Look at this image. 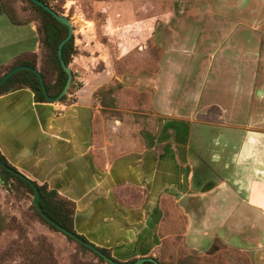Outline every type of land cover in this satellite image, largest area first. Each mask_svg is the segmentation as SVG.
I'll return each mask as SVG.
<instances>
[{
    "label": "crops",
    "instance_id": "obj_1",
    "mask_svg": "<svg viewBox=\"0 0 264 264\" xmlns=\"http://www.w3.org/2000/svg\"><path fill=\"white\" fill-rule=\"evenodd\" d=\"M248 15L240 19L244 34L220 56L218 87L202 93L188 75L191 68L176 62L174 49L160 38L175 18L141 19L116 32L121 58L129 51L126 41L143 38L147 25L145 39L152 38L160 58L154 72L112 70L122 86L113 93L115 81L104 82V71L92 70L102 56L99 47L75 46L68 67L77 65L70 70L81 77L75 74L67 102L37 103L29 89L0 96V153L29 180L72 200L75 232L117 260L152 257L163 199L170 198L187 217L189 248L204 251L221 243L247 252L252 264H264V32L259 15ZM4 29H16L18 37L4 43ZM39 50L36 22L14 25L0 0V66ZM130 88L139 98H120L118 92ZM108 107L124 117H113L112 130L99 132L94 111ZM125 117L154 119L156 125L134 135L135 123Z\"/></svg>",
    "mask_w": 264,
    "mask_h": 264
},
{
    "label": "rangeland",
    "instance_id": "obj_2",
    "mask_svg": "<svg viewBox=\"0 0 264 264\" xmlns=\"http://www.w3.org/2000/svg\"><path fill=\"white\" fill-rule=\"evenodd\" d=\"M3 1L7 7L14 9L15 18L20 24L36 20L35 14L25 1ZM52 3L58 6L61 14L72 23L74 46L90 47L96 44L99 47L102 56L99 61L94 62L92 70L96 73L104 71L107 79L104 82L111 78L112 70L118 75L129 71L154 72L156 70V63L160 57L155 53L156 44L152 38L148 41L145 39L144 34L150 28L145 24L142 26L143 38L137 36L136 43L132 40L126 41L124 48H128L129 51L121 58L120 54H117L118 44L122 39L116 37V32H121L123 28L127 29L130 23L141 19L175 18L169 26L171 32L160 33V38L169 50L174 49L171 56L176 62L182 67L191 68L188 75L193 76L200 93L203 90L209 91L213 85L218 87L219 75L216 70L221 64L220 56L230 44L234 43L235 38H238L242 32L244 34V26L240 23L241 18L244 21V17L248 14L254 17L258 14L259 30L264 32V0H253V2L252 0L241 2L239 0H53ZM108 17L112 20L111 24L107 20ZM4 26L6 27V23ZM116 27H119V30H115ZM5 30L4 43L16 39L18 34L16 29L11 32ZM133 45L136 46L133 48ZM18 47H20L19 44L9 47V50L14 51ZM121 52L125 53L123 50ZM39 54L41 55L40 50ZM73 67L76 68L77 65H70L69 68ZM75 74L81 77L80 71ZM176 76L178 80L183 79L184 71H179ZM114 81L115 85L112 84ZM110 84L113 88L109 91L110 93L118 90L116 79L111 78ZM118 93L120 98L127 97L129 101L139 98L138 91L131 88ZM97 94L106 97L107 91L99 89ZM143 98L146 100L148 94L145 93ZM203 103L204 98L200 95V108ZM108 108L103 112L101 109L98 112L94 111L93 121L99 132L100 128L104 131L112 130L111 126H108L113 123V117L119 118L123 114L120 110ZM124 119L135 123L130 125L134 135L140 128L154 129L156 125L154 119L145 123H138L131 117ZM101 121L104 122L102 127ZM99 143L100 145L102 143L101 137H99ZM103 160L105 161V158ZM11 188L12 190L7 192L0 185V221L2 227L5 226L4 229H0V253L6 250L13 252L17 247L16 244H23V249L17 248L27 252L37 245V239L44 238L50 244L54 264H108L37 219L31 207L32 196L26 189L15 182ZM163 200L162 217L158 227L160 242L151 258H156L164 264H252L247 252L221 243H216L215 249L211 252L210 249L199 251L189 248L184 242L186 215L182 213L175 201L170 198ZM10 221L13 222L12 225L6 228V224ZM23 236L26 239H22ZM15 252L1 264L22 262L19 252ZM127 261L129 259L120 262Z\"/></svg>",
    "mask_w": 264,
    "mask_h": 264
},
{
    "label": "trees",
    "instance_id": "obj_3",
    "mask_svg": "<svg viewBox=\"0 0 264 264\" xmlns=\"http://www.w3.org/2000/svg\"><path fill=\"white\" fill-rule=\"evenodd\" d=\"M23 1H25L30 6V10L36 16L35 22H36V29L40 43L41 55L33 52H26L18 55L7 65L0 66V78L5 73H7L8 71H10L11 69L17 66H21V65L29 66L39 71V73L42 76L48 96L51 98H55L61 93L67 79L65 72L60 66V62L57 56L58 45L67 35V28L64 27L61 23H59L55 18H53L48 12H46L36 4L32 3L30 0H23ZM38 1L50 7L58 15H62L60 8H58V6L52 3L53 0H38ZM2 7L4 12L6 13L8 18L14 25H21L20 22H18L15 18L16 16L14 9L9 6L7 7L3 0H2ZM77 53L78 52L76 47L74 46V39L72 35L71 38L61 48V57L67 67L70 64L72 57L75 56ZM74 76L75 74L72 72V83L68 89L67 94H65L59 100V102L61 103L67 102L68 96L75 90V85L73 84ZM117 87L122 88V86L119 83L117 84ZM19 89H29L33 93L35 102L47 103V101L45 100L42 94L38 78L31 71L20 70L15 74H13L11 77H9L0 86V96ZM143 95L144 94H141L142 97ZM0 160L9 168L19 172L15 167H13L11 164L7 162V160L1 153H0ZM31 181L35 185L38 191V196H39L38 203L43 213L50 220L54 221L62 228L68 230L70 233L76 235L80 239L88 242L82 235L77 234L74 230L73 215L75 211V203L72 200L60 195L57 191L49 189L47 184H38L33 180ZM13 182L18 184L20 187L26 189L29 192V194H31V196L33 195V191L31 187L25 181H23L19 177L7 172L6 170L0 167V185L3 187V189L7 192H10L12 190L11 186ZM31 207L33 210V214L37 219L42 221L49 228L58 231L55 227H53L48 222H46V220H44V218L34 208L33 205ZM11 223L13 222L10 221V223L6 224V228H9V226L12 225ZM4 227H5L4 225L2 227L0 221V229H4ZM22 239H26V238L23 236ZM68 239L72 240L71 238ZM37 242H38L37 245L31 247L27 252H22L18 249V248L23 249L22 247L23 244H16L18 248L16 247L13 250V252L7 250L1 252L0 264L4 262L10 255L16 253L15 251L19 252L23 260L19 264H54V258L52 255L50 244L46 242L44 238L37 239ZM78 246L92 252L91 250L80 244H78ZM96 248L99 249L106 257H108L109 259H111L116 263L128 264L136 260V259H131L127 262H120L111 256V252L109 249L99 248V247ZM214 249L215 248L212 247L209 251L211 252ZM93 254L100 261H103L101 257L97 256L95 253ZM153 259L157 262V264H164L163 262L158 261L156 258ZM142 264H154V263L144 262Z\"/></svg>",
    "mask_w": 264,
    "mask_h": 264
},
{
    "label": "water",
    "instance_id": "obj_4",
    "mask_svg": "<svg viewBox=\"0 0 264 264\" xmlns=\"http://www.w3.org/2000/svg\"><path fill=\"white\" fill-rule=\"evenodd\" d=\"M30 1L32 3H34V4H36L37 6L41 7L46 12H48L53 18H55L59 23H61L64 27L67 28V35L59 43L58 48H57V56H58V59H59V62H60V66H61V68L63 69V71L65 72V74L67 76L65 85H64L61 93L57 97L51 98V97L48 96V94L46 92L45 85H44L42 76L39 73V71L34 69V68H31L29 66L21 65V66H17L15 68L11 69L7 73H5L3 76H1V78H0V86L9 77H11L16 72H18L20 70H28V71H31L38 78V81H39V84H40V87H41V91H42V94H43L45 100L47 102H49V103H55V102H58L65 94H67L68 89H69V87H70V85L72 83V72H71L70 68L65 65V63H64V61H63V59L61 57V48L71 38V36L73 35V26H72V23L70 22V20L67 17H65L64 15H58L50 7L46 6L42 2H40L38 0H30ZM0 167L3 168L4 170H6L7 172L19 177L20 179L25 181L31 187V189L33 191L32 199H31L32 205L41 214V216L44 218V220H46V222H48L50 225L55 227L58 230V232L63 234L65 237L71 238L74 242H76V243L88 248L93 253H95L97 256L101 257L104 262H106L108 264H121V263H116V262L112 261L111 259L106 257L99 249H97L95 246H93L91 243L80 239L76 235L70 233L68 230H66V229L62 228L61 226H59L58 224H56L54 221L50 220L43 213V211L41 210V208L39 206V203H38V200H39L38 191H37L35 185L32 183V181L29 180L26 176H24L20 172L14 171L13 169H11L8 166H6L1 160H0ZM144 262H152L154 264H157V262L153 258H150V257L138 258L134 262L128 263V264H142Z\"/></svg>",
    "mask_w": 264,
    "mask_h": 264
}]
</instances>
